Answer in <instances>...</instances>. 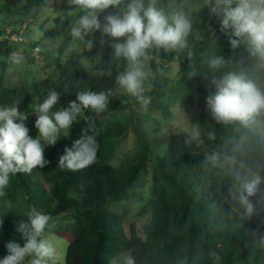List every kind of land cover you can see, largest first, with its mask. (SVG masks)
Returning a JSON list of instances; mask_svg holds the SVG:
<instances>
[{"label":"trees","instance_id":"16d2710c","mask_svg":"<svg viewBox=\"0 0 264 264\" xmlns=\"http://www.w3.org/2000/svg\"><path fill=\"white\" fill-rule=\"evenodd\" d=\"M62 1L67 3L62 8L70 11L67 16L70 27L84 11L69 6L68 0ZM181 1L204 3V0ZM47 2L0 0V14L21 10L20 18L4 27L31 21ZM130 2L120 0L119 5L100 13L101 22L108 14L116 15L117 7L123 14ZM144 3L147 5L149 0ZM156 7L169 17L179 12L175 4L169 6L165 0H156ZM185 14L192 28L184 47L148 50L152 88L145 94L152 98L151 103L158 104L167 124L173 115L169 103L161 96L168 92L167 89L171 90L196 120L194 134L176 133L165 144L158 145L146 132L133 126L134 136L146 154L137 160L125 161L119 167L112 166L106 158L112 149L110 143L121 137L127 128L116 124L103 129L100 116L129 107H142L134 97L123 93L118 98L110 97L108 109L103 113L85 110L66 140L59 139L55 146L46 147L45 158L50 163L44 168L37 167L46 185L42 191L33 193L21 172L14 175L29 210L35 207L52 218L60 216L64 220L63 226L54 229V234L69 238L64 264H110L124 253L130 254L134 264H264V112L247 125L239 121L225 123L214 119L206 105L207 97L214 96L217 91L213 80L230 72L242 74L264 90V60L251 55L249 47L240 44L232 47L229 42L231 29H222L218 16ZM66 29L57 32L62 34ZM84 40L82 54L71 53L64 61L53 60L56 71L53 79L8 88L4 83L7 64L0 61V106L10 105L14 98L23 97L18 107L29 115L52 90L59 93L58 102L75 100L78 91H99L88 69L81 64V55H101L103 60L96 65L97 71L117 77L127 70V61L115 56L110 37L96 31ZM89 40L92 41L91 49L87 47ZM34 46L36 44L30 42L24 49ZM14 50L0 44V56L8 58ZM217 57H222L224 63L218 69L210 67V61ZM156 63H178V78L168 81L172 85L156 81ZM85 116L91 117L94 129L89 128ZM35 120L36 117H29L26 121L33 138L37 135ZM84 129L98 144L95 163L75 172L59 168V157L65 154V148H71L73 142L82 137ZM153 146H161L160 152ZM147 165L150 199L138 212L144 219L137 228L130 223L126 233L123 216L115 213L110 204L125 198ZM256 175L261 177V183L255 195L249 198L254 208L249 216L239 202L240 184ZM28 211L13 215L0 212V220H3L0 259L7 254L8 241L22 244L16 224L27 222Z\"/></svg>","mask_w":264,"mask_h":264},{"label":"clouds","instance_id":"9594fccd","mask_svg":"<svg viewBox=\"0 0 264 264\" xmlns=\"http://www.w3.org/2000/svg\"><path fill=\"white\" fill-rule=\"evenodd\" d=\"M204 3L211 15L221 17L222 29L232 30L235 37L229 41L232 47H237L240 39H245L250 54L264 60V0H204ZM68 4L84 11L71 28L72 37L84 40L96 31L110 37L115 56L123 57L128 65L127 70L116 77V83L147 108L152 102V98L145 94V81L151 71L145 63L148 50L184 47L192 28L188 16L176 12L169 17L156 7V0H149L147 5L144 0H131L122 15L108 14L102 23L99 14L119 5L120 0H68ZM87 47L92 48L91 40L87 41ZM9 60L13 65H20L24 57L20 51H14ZM223 63V58L217 57L210 61V67L218 69ZM213 83L217 91L214 96L207 97L206 105L218 122L239 121L247 125L264 112V90L253 80L230 72ZM110 97V90L78 91L75 100L52 112L60 96L56 90L48 92L33 112L36 115L35 138L29 134L26 125L29 115L18 107L23 97L14 98L10 105L0 106V195L15 174L30 173L34 168L47 166L50 161L45 158L46 147L55 146L61 137L69 136L73 124L85 110L96 114L105 112ZM84 119L89 128L94 129L91 117L85 116ZM87 131L83 130L82 137L75 140L71 148H65V154L58 160L59 168L75 172L95 163L98 144L94 136L86 135ZM260 183L261 177L256 175L240 184L239 202L249 216L254 211L249 198L255 195ZM51 220L49 214L31 208L27 222L18 221L16 224L22 244L8 241L5 245L7 254L0 259V264H49L56 256V248L44 238ZM2 223L0 220V225ZM126 264H134V261L129 257Z\"/></svg>","mask_w":264,"mask_h":264},{"label":"rangeland","instance_id":"374dc122","mask_svg":"<svg viewBox=\"0 0 264 264\" xmlns=\"http://www.w3.org/2000/svg\"><path fill=\"white\" fill-rule=\"evenodd\" d=\"M165 1L169 6L175 4L179 12H191L194 14L211 16L208 6L204 3L191 4L181 0ZM66 4L67 3L62 0H48L44 6L39 8L34 19L24 22L26 23V30L24 32L25 41L28 43H35L36 46L40 48L41 52H43V55L41 59L36 62L34 58H30V50L24 49L22 50L23 53L21 51L24 60L20 65H13L9 57L5 58L4 56H0V61L6 62L7 64L4 78L6 87L12 88L20 84H31L45 78L53 79L56 76V71L52 66L54 59L58 58L64 61L71 53L82 54L85 40H78L72 37L71 28L75 23L70 27L67 26V16L70 11L62 8V6H66ZM20 11L13 10L8 13L0 14V29L6 25H13V23L20 18ZM121 14L122 11L117 7L116 15ZM219 20H221V17H219ZM205 21V24L208 26V21ZM63 28H67L65 33L60 34L57 32L58 29ZM208 30L211 31L212 29L209 27ZM226 36H228V34ZM229 36L231 39H235L231 32ZM239 44L250 48L245 39H240ZM102 60V56L98 53L81 55L80 57L81 64L88 69L99 91L110 90L111 98H118L125 92L120 89L116 83V76L95 69L96 65L102 62ZM145 63L148 67V60L145 61ZM178 70V63H156L154 71L157 77L156 81L160 84L167 83L170 86L172 84L168 81H175L178 78ZM151 88L152 80L150 76H148V79L145 81V93L150 92ZM167 90L168 92L161 96L163 101L169 103L170 111L173 115L172 120L167 124L163 121L159 106L155 102L151 103L147 108L143 106L129 107L121 112H113L106 116H100L103 129L110 128L116 124L125 125L127 128L126 132L121 137L110 143L112 149L106 158L108 159L107 162L112 166L119 167L125 164V161H134L146 154L141 142L134 136L132 131L133 126L140 128L143 133L146 132L148 138L153 140V142L155 141L154 143L158 145L165 144L169 137L176 133L184 132L194 134L193 129L196 120L191 114L185 111L184 107L180 101L176 99L171 90ZM127 95L130 96L129 94ZM123 102L125 103V101ZM68 103L69 102H58L51 111L54 112L61 107H66ZM66 138L67 137H61L60 139L66 140ZM160 147L161 146H153L158 152H160ZM163 150L164 148L162 151ZM21 174L27 183L31 185L33 193L35 194L38 193V191H42L41 188L43 185L46 186L37 168H34L30 173L21 172ZM150 188V170L147 165L144 171L138 175L133 186L127 191L125 198L121 202L110 204V207L115 213L123 216V228L126 233H128V226L130 223H133L137 228L140 226V223L143 222L144 218L139 216L138 212L150 199ZM28 210L29 208L25 202L22 190L15 176H12L3 195H0V212L3 215H13ZM63 221L64 220H62L60 216L52 218L49 226L45 229L44 238L48 239L56 248V256L49 261V264H64L69 238L54 234L55 228L65 224ZM129 257V253H124L113 259L110 264H126V260Z\"/></svg>","mask_w":264,"mask_h":264},{"label":"built area","instance_id":"2783aa9c","mask_svg":"<svg viewBox=\"0 0 264 264\" xmlns=\"http://www.w3.org/2000/svg\"><path fill=\"white\" fill-rule=\"evenodd\" d=\"M26 30V23H22L21 25L16 26H7L4 27L2 33L0 34V44H6V46L12 47L14 51H22L28 42L24 39V32ZM13 51V52H14ZM23 53V51H22ZM41 50L39 47L34 46L30 49V58H34V60L39 61L41 59ZM34 110L29 117L35 118L36 115L33 114Z\"/></svg>","mask_w":264,"mask_h":264}]
</instances>
